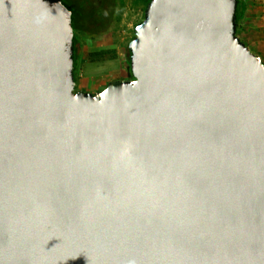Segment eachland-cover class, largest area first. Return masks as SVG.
Here are the masks:
<instances>
[{
    "label": "water",
    "instance_id": "95a60500",
    "mask_svg": "<svg viewBox=\"0 0 264 264\" xmlns=\"http://www.w3.org/2000/svg\"><path fill=\"white\" fill-rule=\"evenodd\" d=\"M239 0H152L133 78L76 90L73 11L0 0V264H264V62Z\"/></svg>",
    "mask_w": 264,
    "mask_h": 264
},
{
    "label": "trees",
    "instance_id": "16d2710c",
    "mask_svg": "<svg viewBox=\"0 0 264 264\" xmlns=\"http://www.w3.org/2000/svg\"><path fill=\"white\" fill-rule=\"evenodd\" d=\"M67 4L73 11V25H74V76L77 81L76 90H80L78 61L82 52L86 53V61L89 63L105 62L110 60H117L119 52L117 48H107L100 50L87 51L85 40L97 41L100 37L111 30H114L122 21L127 3L126 0H116L111 3L104 2V0H61ZM152 0H134V8H139L142 12V19H144V12ZM248 4L246 0H239L237 7V34L240 35V28L244 24V19L248 11ZM138 23V22H137ZM136 23V24H137ZM135 31L133 30V37ZM241 39H243L241 37ZM244 40V39H243ZM126 64L128 74L133 78L130 65V50L129 43L126 45ZM264 62V56L260 53Z\"/></svg>",
    "mask_w": 264,
    "mask_h": 264
},
{
    "label": "rangeland",
    "instance_id": "374dc122",
    "mask_svg": "<svg viewBox=\"0 0 264 264\" xmlns=\"http://www.w3.org/2000/svg\"><path fill=\"white\" fill-rule=\"evenodd\" d=\"M105 1H107V3H111L115 0H104V2ZM126 3L127 6L125 12L118 27L109 31L97 41H91L88 39L85 40L87 51L107 49L111 47L117 48L119 52V58L117 60L98 63L87 62L86 53H81L77 64L78 72L81 73V71H83V75L92 82H95V84L99 82L101 83L102 81L105 83V81H109V79L114 77H121L123 74L128 76L126 70L127 64L125 60L127 57L126 45L130 43L131 39L133 38V30L135 29L136 23L140 22L139 20L142 19V12L139 8H134V0H126ZM263 9L264 5L251 8V11H255L256 13L253 12L252 14L254 15H252L248 22L241 26L240 35L244 39L242 40L254 53L258 52L264 56V51H261L264 50V17L257 19V15L262 12ZM258 46H260L261 50L258 49ZM78 87L80 88V83H78ZM89 91H95V89Z\"/></svg>",
    "mask_w": 264,
    "mask_h": 264
},
{
    "label": "crops",
    "instance_id": "0c3cea01",
    "mask_svg": "<svg viewBox=\"0 0 264 264\" xmlns=\"http://www.w3.org/2000/svg\"><path fill=\"white\" fill-rule=\"evenodd\" d=\"M246 2L248 4L249 8H248V11L246 13V17L244 19V23L248 22V20L252 17V15H254V14H252L253 12L256 13L255 11L252 12L251 8L258 7V6L260 7L261 5H264V0H246ZM261 3H263V4H261ZM263 11H264V9L262 10V12H260L257 15V19H260L261 17L262 18L264 17V12ZM258 49L261 50L260 46H258ZM89 51H92V50H89ZM261 51L263 52L264 50H261ZM126 70H127V74H128L127 67H126ZM120 78H126V76L123 74V76H121V77L118 76V77L111 78V79H109V81L108 80L105 81V83L102 81L101 83L99 82V83L95 84V82H92L90 79H87V77H85L83 75V71H81V73L79 72V83H80V88L79 89L85 90V91H89V90L95 89V91H91V92H99V91L104 90L111 80L120 79Z\"/></svg>",
    "mask_w": 264,
    "mask_h": 264
},
{
    "label": "flooded vegetation",
    "instance_id": "af4514ba",
    "mask_svg": "<svg viewBox=\"0 0 264 264\" xmlns=\"http://www.w3.org/2000/svg\"><path fill=\"white\" fill-rule=\"evenodd\" d=\"M131 76L128 74V76H126V78H130Z\"/></svg>",
    "mask_w": 264,
    "mask_h": 264
}]
</instances>
